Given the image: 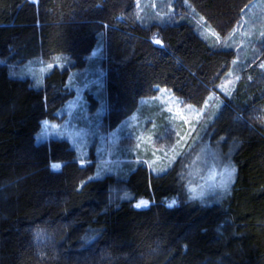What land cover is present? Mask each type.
<instances>
[{"label":"trees","instance_id":"obj_1","mask_svg":"<svg viewBox=\"0 0 264 264\" xmlns=\"http://www.w3.org/2000/svg\"><path fill=\"white\" fill-rule=\"evenodd\" d=\"M252 1L173 0L166 18L144 20L136 0H0V264H264L260 67H240L207 130L205 147L236 171L221 188L182 180L177 160L155 173L131 152L93 177L66 139L35 141L74 98L76 72L88 71L87 112L100 103L110 130L160 88L203 107L237 53L198 20L228 37ZM34 58L65 62L39 85L11 72Z\"/></svg>","mask_w":264,"mask_h":264},{"label":"rangeland","instance_id":"obj_2","mask_svg":"<svg viewBox=\"0 0 264 264\" xmlns=\"http://www.w3.org/2000/svg\"><path fill=\"white\" fill-rule=\"evenodd\" d=\"M173 0H136L138 13L144 20L164 19L171 10ZM228 37L222 38L203 19L198 20L203 35L211 37L220 47H232L237 56L231 62L227 73L211 91L203 107L196 108L178 99L167 88H160L153 98L142 99L137 109L115 129H108L103 120L105 109L100 103L87 112L88 71L76 72L74 98L65 104L57 121L43 119L35 134V141L46 142L52 138L66 139L74 149L81 165L93 164V177L107 172H119L131 163L122 159L124 153L147 154L148 166L155 173L164 171L179 162L181 179L193 182L200 190L221 188L226 182H233L236 171L222 164V159L212 155L215 149L205 147V138L213 114L224 101L240 76V67H260L264 74V0H253L239 17ZM95 51L92 56H96ZM65 62L62 59L44 61L39 58L10 67L19 77H28L39 85L53 64ZM1 63V60H0ZM101 70L98 68L97 72ZM100 75L98 81L100 82ZM157 125L159 127H157ZM192 141V146L188 148ZM214 157V160L213 158ZM177 160V161H176ZM216 161V162H215ZM60 165L55 164L58 169ZM177 201L169 200V205ZM140 207L147 202L137 203Z\"/></svg>","mask_w":264,"mask_h":264},{"label":"bare ground","instance_id":"obj_3","mask_svg":"<svg viewBox=\"0 0 264 264\" xmlns=\"http://www.w3.org/2000/svg\"><path fill=\"white\" fill-rule=\"evenodd\" d=\"M132 114H133V113H132ZM132 114H131V115H132ZM131 115H130V116H131Z\"/></svg>","mask_w":264,"mask_h":264}]
</instances>
